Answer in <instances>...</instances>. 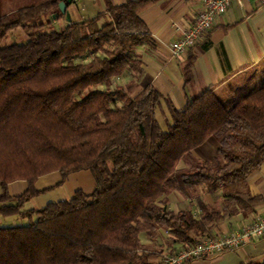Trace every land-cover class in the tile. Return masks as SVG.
Segmentation results:
<instances>
[{"label":"trees","instance_id":"1","mask_svg":"<svg viewBox=\"0 0 264 264\" xmlns=\"http://www.w3.org/2000/svg\"><path fill=\"white\" fill-rule=\"evenodd\" d=\"M7 1L0 0V215L25 222L0 227V264H160L164 232L187 247L226 215L201 191L228 189V215L264 204V195L238 189L264 163L263 75L232 99L206 89L182 110L168 103L164 126L157 112L165 100L152 86L135 96L108 87L137 69L135 48L150 42L139 11L151 0H103L102 12L58 30L44 28L65 17L58 6L65 0ZM14 27L29 38L2 45ZM184 75L192 80L190 61ZM208 144L214 154L205 158ZM82 170L94 178L91 192L24 208L39 176ZM15 180L28 186L12 197L7 185ZM182 189L199 215L161 199Z\"/></svg>","mask_w":264,"mask_h":264},{"label":"crops","instance_id":"2","mask_svg":"<svg viewBox=\"0 0 264 264\" xmlns=\"http://www.w3.org/2000/svg\"><path fill=\"white\" fill-rule=\"evenodd\" d=\"M125 1L112 0L116 5ZM80 2L83 5L79 8ZM201 6L202 0H151L139 11V17L149 32L150 42L135 48L137 69L128 70L108 85L110 89L115 86L129 88L130 96H135L147 85L152 86L165 100L157 112L158 120L164 126L170 120L168 103L182 110L192 97L206 89L224 99H232L237 91L255 86L264 76V6L256 0H232L228 9L216 17L212 29L199 44L186 53L172 55L170 42L177 40L190 27L193 16ZM104 8L103 0H74L67 11L70 21L77 22L94 17ZM63 20L65 26L69 21L65 17ZM189 61L192 80L186 82L184 67ZM193 155L200 158L201 153L196 150ZM183 163L180 161L178 166ZM27 186L25 180H15L7 185V193L12 197L19 196ZM94 187V178L88 170L68 174L64 179L58 171H53L35 180L34 188L38 194L31 197L24 208L39 209L49 202L71 199L77 190L89 193ZM238 189L248 191L253 196L264 195V163ZM227 192L228 189L200 192L205 204L217 208L221 215L226 214L223 220L212 224L209 233H224L254 216H264V204L251 212L239 211L228 215L226 212L232 204H229ZM161 199L171 210L185 207L196 216L201 213L195 199L184 189L174 190L161 196ZM4 217L16 218L10 219V223L23 221L14 215ZM142 242L147 244L148 240L142 237ZM160 242L163 249L168 251L181 244L174 241L171 234L165 236L164 233ZM249 260H264V234L253 237L237 250L193 259L187 264H242Z\"/></svg>","mask_w":264,"mask_h":264},{"label":"built area","instance_id":"3","mask_svg":"<svg viewBox=\"0 0 264 264\" xmlns=\"http://www.w3.org/2000/svg\"><path fill=\"white\" fill-rule=\"evenodd\" d=\"M232 0H202V6L193 16V21L183 34L170 42L172 55L186 53L199 44L212 29L215 19L223 14ZM241 1V0H237ZM264 6V0H256ZM264 234V216L250 218L246 223L224 233H203L189 246L181 245L173 252L164 250L159 254L160 264H187L193 259H200L211 254L234 251L248 243L253 237Z\"/></svg>","mask_w":264,"mask_h":264},{"label":"rangeland","instance_id":"4","mask_svg":"<svg viewBox=\"0 0 264 264\" xmlns=\"http://www.w3.org/2000/svg\"><path fill=\"white\" fill-rule=\"evenodd\" d=\"M10 2L6 3L5 6L9 7V6H16V7H21V6H25L27 5L30 0H9ZM83 5V2H80L79 4V8ZM49 18L46 16L41 17V20L43 22L47 21ZM64 18L58 19V20H54L52 21L48 26H46L44 29L49 30V29H60L64 26ZM66 19V18H65ZM50 20H52V18H50ZM67 20V19H66ZM29 38V33L23 29L22 27H14L10 30H8L4 36V38L1 40V44L2 45H6V44H12V43H23L25 42L27 39ZM250 71V70H249ZM162 123V122H161ZM214 140H209L208 143H213ZM205 148V147H204ZM212 154H214L213 148L208 146L205 148V152L203 153V157H211ZM187 166V162L183 163L182 165H180L179 167L183 168ZM10 219H16V218H10ZM10 219L7 217H4L2 215H0V227H8V226H13L16 224H21L22 222L24 223L25 220H19V222H15V223H10ZM165 236H167L168 234L166 232H164ZM144 237V236H143Z\"/></svg>","mask_w":264,"mask_h":264},{"label":"water","instance_id":"5","mask_svg":"<svg viewBox=\"0 0 264 264\" xmlns=\"http://www.w3.org/2000/svg\"><path fill=\"white\" fill-rule=\"evenodd\" d=\"M72 2V0H65L59 2L58 6L61 11L65 15V18L69 21L70 20V15L69 12L67 11V6Z\"/></svg>","mask_w":264,"mask_h":264}]
</instances>
